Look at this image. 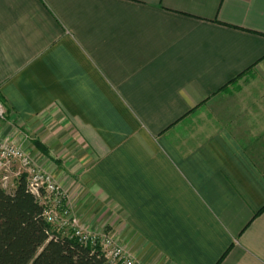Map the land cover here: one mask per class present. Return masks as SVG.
Instances as JSON below:
<instances>
[{
  "label": "crops",
  "instance_id": "1",
  "mask_svg": "<svg viewBox=\"0 0 264 264\" xmlns=\"http://www.w3.org/2000/svg\"><path fill=\"white\" fill-rule=\"evenodd\" d=\"M0 96L139 264H264V0H0Z\"/></svg>",
  "mask_w": 264,
  "mask_h": 264
},
{
  "label": "trees",
  "instance_id": "2",
  "mask_svg": "<svg viewBox=\"0 0 264 264\" xmlns=\"http://www.w3.org/2000/svg\"><path fill=\"white\" fill-rule=\"evenodd\" d=\"M0 102L6 106L1 96ZM34 145L49 156V150L39 140ZM0 264H107V261L98 249L55 232L23 175L12 191L0 185Z\"/></svg>",
  "mask_w": 264,
  "mask_h": 264
},
{
  "label": "built area",
  "instance_id": "3",
  "mask_svg": "<svg viewBox=\"0 0 264 264\" xmlns=\"http://www.w3.org/2000/svg\"><path fill=\"white\" fill-rule=\"evenodd\" d=\"M7 117L6 106L0 102V120L6 121ZM23 175L29 191L44 208L45 220L54 230H64L65 236L75 237L82 245L98 249L107 264H136L111 231L95 232L82 227L67 205V195L60 183L38 165L22 143L6 141L0 136V185L12 191Z\"/></svg>",
  "mask_w": 264,
  "mask_h": 264
},
{
  "label": "rangeland",
  "instance_id": "4",
  "mask_svg": "<svg viewBox=\"0 0 264 264\" xmlns=\"http://www.w3.org/2000/svg\"><path fill=\"white\" fill-rule=\"evenodd\" d=\"M1 122H4V121H1L0 120V125H2V123ZM0 128H2V126H0ZM7 130V128H4V131H6ZM0 136L2 137V139L3 140H6V141H11V140H13L15 143H22V145L25 147V149L26 150H33V148H32V146L31 145H29L30 146V148L28 149V148H26L27 146L24 144V142L22 141V138H21V136H16V137H14L13 135H8V136H6V135H4L3 134V131H2V129H1V131H0ZM30 138H29V142H32V145L33 146H35L34 145V140H36V139H39V137L35 134V133H33V134H30V136H29ZM36 147V146H35ZM37 148V147H36ZM31 153V152H30ZM32 154V153H31ZM47 173H49V174H51L58 182H59V179L55 176V175H53V173H51V172H49V171H47V170H45ZM67 176H69L68 175V173H66L65 175H64V177L66 178ZM15 181H13L12 180V183H14ZM60 183V185L63 187V189H64V191H65V193H66V195H67V205L70 207V205H69V203H68V201H69V199H68V192H67V190L64 188V186L62 185V183L61 182H59ZM70 209H71V207H70ZM72 211V210H71ZM72 214L74 215V216H76L74 213H73V211H72ZM77 217V216H76ZM78 218V217H77ZM79 219V218H78ZM79 221H80V219H79ZM80 225L82 226V227H84V228H86L84 225H82V222L80 221ZM86 229H88V228H86ZM106 230V228L103 230V231H105ZM55 232L57 233V234H59V235H64V230H62V231H60V230H55ZM96 232V231H95ZM113 233V232H112ZM117 240H119L123 245H124V247H125V244L119 239V238H117ZM125 250H126V252L129 254V252L127 251V249H126V247H125ZM131 257H132V255L131 254H129ZM132 259L135 261V263L136 264H139L133 257H132Z\"/></svg>",
  "mask_w": 264,
  "mask_h": 264
}]
</instances>
